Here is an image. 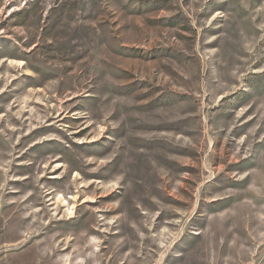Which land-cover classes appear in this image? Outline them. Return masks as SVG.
Returning a JSON list of instances; mask_svg holds the SVG:
<instances>
[{
  "label": "rangeland",
  "instance_id": "1",
  "mask_svg": "<svg viewBox=\"0 0 264 264\" xmlns=\"http://www.w3.org/2000/svg\"><path fill=\"white\" fill-rule=\"evenodd\" d=\"M0 264H264V0H0Z\"/></svg>",
  "mask_w": 264,
  "mask_h": 264
},
{
  "label": "crops",
  "instance_id": "2",
  "mask_svg": "<svg viewBox=\"0 0 264 264\" xmlns=\"http://www.w3.org/2000/svg\"><path fill=\"white\" fill-rule=\"evenodd\" d=\"M38 241L43 242V239H42V240H38ZM40 250H41V252L45 253V252H47L49 249H47V248L45 249V248H42V247H41Z\"/></svg>",
  "mask_w": 264,
  "mask_h": 264
}]
</instances>
